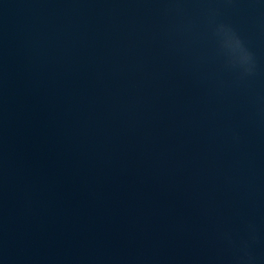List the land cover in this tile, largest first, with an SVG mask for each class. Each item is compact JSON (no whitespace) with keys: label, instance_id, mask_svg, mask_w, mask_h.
<instances>
[{"label":"water","instance_id":"1","mask_svg":"<svg viewBox=\"0 0 264 264\" xmlns=\"http://www.w3.org/2000/svg\"><path fill=\"white\" fill-rule=\"evenodd\" d=\"M264 43V0H0V133Z\"/></svg>","mask_w":264,"mask_h":264},{"label":"clouds","instance_id":"2","mask_svg":"<svg viewBox=\"0 0 264 264\" xmlns=\"http://www.w3.org/2000/svg\"><path fill=\"white\" fill-rule=\"evenodd\" d=\"M217 34L220 37L221 47L228 53L229 63L239 66L244 74L252 72V54L244 47L236 33L225 25H219ZM255 237L253 236L252 239ZM242 255L237 257V264H251L252 257L247 251V245L242 248Z\"/></svg>","mask_w":264,"mask_h":264}]
</instances>
